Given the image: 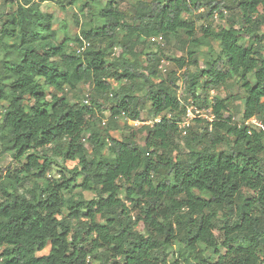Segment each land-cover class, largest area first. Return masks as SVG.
<instances>
[{"label": "trees", "instance_id": "obj_1", "mask_svg": "<svg viewBox=\"0 0 264 264\" xmlns=\"http://www.w3.org/2000/svg\"><path fill=\"white\" fill-rule=\"evenodd\" d=\"M44 2L86 9L83 22L73 14L78 33L64 27L60 40ZM3 3L0 156L11 164L0 166V264H264V128L245 123L264 121V0H135L130 12L116 0ZM232 15L238 27L223 24ZM179 33L185 55L166 57L174 68L162 75L150 38ZM235 76L244 101L233 123L210 91ZM81 83L87 102L70 101ZM188 98L216 119L181 135ZM147 104V117L164 116L141 127L139 144L125 117ZM119 118L130 131L116 138Z\"/></svg>", "mask_w": 264, "mask_h": 264}, {"label": "rangeland", "instance_id": "obj_2", "mask_svg": "<svg viewBox=\"0 0 264 264\" xmlns=\"http://www.w3.org/2000/svg\"><path fill=\"white\" fill-rule=\"evenodd\" d=\"M106 1L107 0H97L98 4L100 5H103ZM116 1L119 2V6L124 12L132 11V4L135 2V0H116ZM41 8L53 14L54 16L53 25L55 28H58L60 30V40L63 39L61 31H63L64 27L70 36H74V34L78 33L79 26L76 25L74 15H73L75 12L78 14L79 22H83L85 20L82 14L86 12V9L81 11L79 5L69 6L65 10H61L53 3L44 2L41 4ZM95 8H97V6L93 8V11L95 10ZM8 9H9L8 6L4 5L3 0H0V16ZM90 11H92V9H90ZM235 17H236L235 15L228 16V18H223L222 22L225 26L233 24L235 27H238V23L234 22V20L236 19ZM202 22H203L202 20H198L197 25L201 24ZM261 31H263V27L261 28ZM150 42L155 43L153 47H156L157 45H159L162 48V52L164 53L163 58L165 59L166 57L170 58L172 56L185 55L187 38L184 36V33H179L178 35L171 36L170 39L166 42L164 41L163 38L161 39L156 38L154 40H150L149 44L152 46L153 44H151ZM248 42H249V38L247 36L240 37V40H239L240 44L247 45ZM70 46L71 48H74V44L70 43ZM214 49L216 52H218L219 50L216 44H214ZM207 51L208 49L206 47H200L199 50L197 51L196 55L198 58L199 66L204 65V60L206 58ZM170 68H174V65L172 64L171 61H170V64L167 66L168 70ZM249 80L251 81V83H254V78L252 75H249ZM90 91H91L90 85H88L87 83L86 84L81 83L78 85V87L75 89L73 93L69 94L70 101L75 102V101L81 100V102H84V100H87L86 97L88 96ZM179 92H181V90H179ZM215 95L218 96L219 98H227L228 100L229 108L227 111L224 112V116L225 117L230 116L231 121L233 123L239 122L240 117L242 116V112H243L244 91L239 86L238 77L235 76L232 79L228 80L225 86H222L217 90H211L210 96L214 97ZM148 107H149V104H147L141 112L143 116L145 117H147ZM253 119L257 124H260L262 128H264L263 120L257 119L255 117H253ZM97 123L102 128V127H106L107 124L110 123V121L102 117L100 122H97ZM201 124L202 123H197L195 127L200 126ZM117 125H118L117 128L110 131V134L113 137L120 138L122 135H126L129 133L130 130L127 127L128 125L125 124V121L123 119L119 118L117 120ZM143 128L141 129L132 128V130L135 132V135H136L135 140L139 144L143 143V139L146 134L145 129ZM87 148H89V146H87ZM10 162H11V158L7 154L0 156V166L1 167L5 168L6 166L11 164ZM74 163L75 162L68 161L67 165L69 167H72ZM83 195L87 199L94 197V193L91 191H85L83 192ZM138 228H140V226H138ZM180 243L181 242L176 241L175 244L173 245V249L176 252H178V250L183 248L182 247L183 245H181ZM199 248L205 251L206 254H210V251L208 249H204L203 245H201ZM49 251H50V243H47V245L41 251L37 252L36 254L41 256V255L47 254Z\"/></svg>", "mask_w": 264, "mask_h": 264}, {"label": "built area", "instance_id": "obj_3", "mask_svg": "<svg viewBox=\"0 0 264 264\" xmlns=\"http://www.w3.org/2000/svg\"><path fill=\"white\" fill-rule=\"evenodd\" d=\"M203 12V8L200 9ZM223 17L228 15V10L223 9L222 13ZM211 19L214 23H218L220 21V13L217 10L212 11ZM156 38L161 39V37H152L150 40H154ZM88 45V42H84L83 45L79 48L78 51L84 50V48ZM170 64L169 60L165 58H161L158 63V68L162 75H166L167 73V66ZM211 97V96H210ZM86 103L87 100H84ZM166 117L170 116V113H166ZM164 114H158L153 118L145 117L141 115L138 119H129L125 117L126 123L131 126L132 128L138 129L141 127H152L155 123L161 122ZM196 119L202 120L209 125L216 119L215 114L212 110V107L209 106H199L196 101L192 98L186 99L184 103V114L182 116L181 121L178 124V128L180 130L181 135H186L188 133L189 128L193 125ZM246 124L248 123H256L253 118H250L245 121ZM257 124V123H256Z\"/></svg>", "mask_w": 264, "mask_h": 264}]
</instances>
